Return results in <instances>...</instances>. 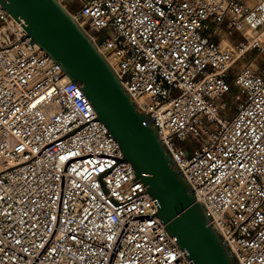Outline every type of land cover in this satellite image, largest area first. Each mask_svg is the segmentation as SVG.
I'll return each mask as SVG.
<instances>
[{
  "label": "built area",
  "instance_id": "obj_1",
  "mask_svg": "<svg viewBox=\"0 0 264 264\" xmlns=\"http://www.w3.org/2000/svg\"><path fill=\"white\" fill-rule=\"evenodd\" d=\"M73 1L235 264H264V67L230 74L261 46L213 40L264 30V0ZM156 210L81 85L0 5V264H194Z\"/></svg>",
  "mask_w": 264,
  "mask_h": 264
},
{
  "label": "water",
  "instance_id": "obj_2",
  "mask_svg": "<svg viewBox=\"0 0 264 264\" xmlns=\"http://www.w3.org/2000/svg\"><path fill=\"white\" fill-rule=\"evenodd\" d=\"M1 7L21 23L32 44L43 49L84 96L122 153L136 179L156 204L155 216L194 264H235L205 206L194 199L186 179L159 139L144 124L113 68L86 31L58 0H0Z\"/></svg>",
  "mask_w": 264,
  "mask_h": 264
},
{
  "label": "rangeland",
  "instance_id": "obj_3",
  "mask_svg": "<svg viewBox=\"0 0 264 264\" xmlns=\"http://www.w3.org/2000/svg\"><path fill=\"white\" fill-rule=\"evenodd\" d=\"M64 1V5H66V1ZM73 1V0H72ZM244 2L246 5H252L256 0H238ZM74 5L72 7H69L68 5L65 6L69 12H72L76 8V4L73 1ZM256 31V30H254ZM247 32L248 30H242L239 31H233L230 34L228 33V30L226 29L225 25H221L220 28L217 31V35L213 36V40L227 46L228 48H232L233 45H235L238 42H241L243 44H246L247 46H250L252 43L246 41L247 38ZM264 40V38H263ZM251 41V40H250ZM257 43V42H255ZM249 44V45H248ZM261 47L258 49L257 47L249 48L247 51L241 55L236 57V61L234 62L230 74H233L237 70L241 69L242 67L246 66L252 71L260 72L261 69L264 67V41H261L260 44ZM231 92H235V89L232 87ZM233 112V105L230 107L228 114Z\"/></svg>",
  "mask_w": 264,
  "mask_h": 264
},
{
  "label": "bare ground",
  "instance_id": "obj_4",
  "mask_svg": "<svg viewBox=\"0 0 264 264\" xmlns=\"http://www.w3.org/2000/svg\"><path fill=\"white\" fill-rule=\"evenodd\" d=\"M66 1V5L65 6H69L72 7L74 5L72 0H65ZM21 22V21H20ZM247 38L249 39V42H257L260 44L261 41H264V30H256V31H248L247 32ZM251 40V41H250Z\"/></svg>",
  "mask_w": 264,
  "mask_h": 264
}]
</instances>
